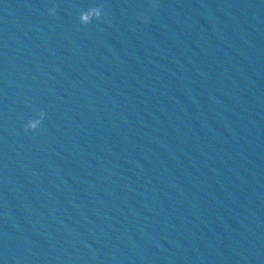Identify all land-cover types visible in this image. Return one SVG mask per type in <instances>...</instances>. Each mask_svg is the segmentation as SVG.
Returning a JSON list of instances; mask_svg holds the SVG:
<instances>
[{
	"label": "water",
	"instance_id": "water-1",
	"mask_svg": "<svg viewBox=\"0 0 264 264\" xmlns=\"http://www.w3.org/2000/svg\"><path fill=\"white\" fill-rule=\"evenodd\" d=\"M0 264H264V0H0Z\"/></svg>",
	"mask_w": 264,
	"mask_h": 264
},
{
	"label": "clouds",
	"instance_id": "clouds-1",
	"mask_svg": "<svg viewBox=\"0 0 264 264\" xmlns=\"http://www.w3.org/2000/svg\"><path fill=\"white\" fill-rule=\"evenodd\" d=\"M158 8L159 5L157 3H152L150 5V9L153 12L157 11ZM56 12L57 9L53 7L49 10V15L55 16ZM138 19L142 21L145 25L151 23V17L144 14H140ZM79 21L81 26L84 27L92 24L95 21H103L108 24L112 23V21L107 17L102 7H91L87 11L81 12ZM46 115V112H40L38 114L39 118L33 117L32 119H30L24 126L23 131L25 133L38 134V131L41 130L43 127Z\"/></svg>",
	"mask_w": 264,
	"mask_h": 264
}]
</instances>
